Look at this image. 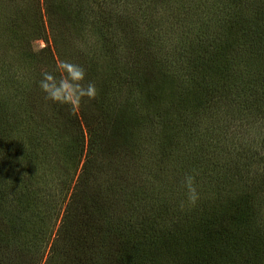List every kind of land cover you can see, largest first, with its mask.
Masks as SVG:
<instances>
[{
  "label": "trees",
  "instance_id": "1",
  "mask_svg": "<svg viewBox=\"0 0 264 264\" xmlns=\"http://www.w3.org/2000/svg\"><path fill=\"white\" fill-rule=\"evenodd\" d=\"M101 1L106 7L126 2ZM215 1L143 0L141 19L159 34L145 49H132L137 54L131 67L141 71H122L119 53L109 61L101 49L87 55L89 67L108 65L88 120L83 109L36 96L32 88L34 78L43 79L39 67L45 59L47 73L57 80L62 75L49 32L53 42H77L92 32L105 45L106 20L104 12L95 13L96 1L0 0V264H23L18 258L27 250L42 258L51 241L45 264L58 262L61 246L72 251L67 264H264V138L256 157L240 168L217 158L216 145H205L213 126L198 132L196 141L184 138L178 116L164 115L182 103L202 112L229 102L228 120L254 118L264 125V38L250 37L251 24L235 46L217 45L208 31L222 20ZM163 8L168 19L156 11ZM246 13L254 29L264 32V1ZM201 15H207L205 27L197 23L193 29ZM173 28L179 29L178 42L162 50V59H152L151 51L166 47ZM39 39L47 46L37 52L32 43ZM142 140L154 149L141 148ZM171 159L182 167H169ZM214 162L220 163L215 174L205 169ZM208 174L218 178L202 183L198 177ZM60 184L66 190L61 200ZM168 190L178 192L170 207L162 199Z\"/></svg>",
  "mask_w": 264,
  "mask_h": 264
},
{
  "label": "rangeland",
  "instance_id": "2",
  "mask_svg": "<svg viewBox=\"0 0 264 264\" xmlns=\"http://www.w3.org/2000/svg\"><path fill=\"white\" fill-rule=\"evenodd\" d=\"M96 1V2H95ZM258 1H264V0H216L215 2L218 3V14L219 19L221 18V22H219V28L217 25L208 27L209 31V37L214 39V41L219 44L221 47H226L225 49L230 48V46H235L237 42L239 41V38H242L244 28L247 26H252L248 29V33L250 37L253 34H257L260 36H256L257 38L261 37L264 38V32L260 31L259 28L257 30L254 29V22H251L252 18L246 13L248 12L249 8L251 6H255V2ZM96 6H95V13L98 12H104L102 14V18L105 23V28L102 26V34L105 35L107 38L105 40V45H98L97 40L94 36L91 34H86L81 36L82 38H79L77 42L75 40H67L65 38L64 40L55 38V42H53L51 33L49 32L47 35L48 44L49 47L56 58V65L58 66L60 62L67 61L71 64L78 65L82 68H84L86 73L85 81H83L84 86H87L88 83H94L97 88V95L101 91L100 83L102 79L105 76V70H107L108 65L102 64V65H96L95 67L91 66L89 67V59L87 55L92 52H99L101 49L102 52L107 53L104 54L105 59L110 60V56L114 55V53H119L122 55V65L119 67H122V71H127L128 73H131L132 71H141L140 67H131L132 66V58L136 56V52L132 53V49L135 47H140V50H143L146 48L147 44H149L153 39L154 35L155 37L159 33H150L148 30V25L145 24L142 18V10H143V0H126V2L122 6L112 7L109 5V2H107L106 7L101 0H94ZM42 3V2H41ZM143 5V6H142ZM27 6H29L32 9H34V5H32V2H28ZM158 14L164 13L165 17L168 19L170 16V13L165 11V9H159L156 10ZM197 17V15L195 16ZM207 18V15H202L199 17V20L195 22V24L192 23V26H195L197 23L199 26L205 27V23L208 21L203 19ZM167 19L165 20V23L168 22ZM172 19V17L170 18ZM43 20H45V17L43 16ZM170 21V20H169ZM101 22V21H100ZM251 22V23H250ZM172 23H167L166 26L171 27ZM225 26H229L232 28H235L233 30L224 31L223 28ZM241 28V29H238ZM178 28L171 29L168 31V35L166 36V47H163V45L160 47L153 49L151 53L149 54L152 59H159L161 58L162 50L163 52L170 51V48H173L175 43H177L178 39L176 40V37L178 34ZM190 31V30H189ZM255 31V33H254ZM242 32V33H241ZM95 35V34H94ZM192 37H194V30H192ZM252 38V37H251ZM260 39V38H259ZM251 41L249 38V41L246 42L248 44ZM264 42V39H262ZM47 46V43L43 41L42 39L36 40L32 43V48L34 51H40L43 47ZM77 46H79L78 51L83 53H76ZM74 47V48H73ZM162 48V49H161ZM130 50V52H129ZM59 51L61 57H57L56 53ZM76 53V54H75ZM181 53L180 55H182ZM74 56V59L69 58L70 56ZM141 53L138 55L140 57ZM71 59V60H70ZM162 59V58H161ZM170 62V61H169ZM19 62H14V65L18 64ZM171 68H174L175 65L168 64ZM118 67V68H119ZM41 72L46 73V70H49L50 68V62L46 59L43 61L42 65L39 67ZM93 71L92 79L89 78L88 74L89 72ZM99 73V74H98ZM91 74V73H90ZM67 75V73H65ZM154 80L151 79V84L154 85ZM34 82L36 86H33L32 91H36V96H42L44 97L47 95L40 87V80L34 78ZM97 95L95 98H97ZM118 105V102H116ZM180 104V103H179ZM173 105V104H172ZM234 107V105H233ZM177 108V109H176ZM176 108L174 106L171 110H166L167 113H164V115H173L178 116L180 122H183V127L179 128L184 133L185 137H191L195 139L196 141L198 137H200V134H197L198 132L202 131L206 126L211 125L213 126V129L217 131L222 132V134H215V132L211 136H206L204 143L205 145L214 144L217 147V151L215 149V154L217 158L224 157L231 159L233 162H236L238 167L242 168V162L246 160H250L252 157V160L256 157L254 154L256 153L259 148H262L263 142L261 141L264 138V125H262V121H258V119H254L249 123L248 121H244L242 124L238 123L233 120H228L227 115L225 114V110L232 109V106L229 102H225V106L221 109L215 106H211L208 108H205L202 112L199 111V109L196 108L195 104L189 102V103H182L178 105ZM79 109H83L84 114L86 115V119L90 120L92 111L94 109L91 107L90 100L85 98L82 104L80 105ZM176 109V110H175ZM212 109V112L210 110ZM179 110V111H178ZM156 111V110H155ZM183 111V112H182ZM208 111V112H206ZM36 116V115H35ZM82 116V115H81ZM12 119V118H11ZM82 126L85 127V124L83 123V120H81ZM239 125V126H237ZM261 136V137H260ZM203 139V138H202ZM150 141H144L142 140L141 148L144 150H150L152 151L154 149V145L149 143ZM85 144H87V139L85 138ZM262 152V151H261ZM259 152V153H261ZM174 154V153H173ZM184 154V152H183ZM185 155V154H184ZM223 155V156H221ZM187 156V155H185ZM218 161V160H215ZM257 163V161H256ZM220 163L214 162L213 165H208L205 163V169H208V171L215 172L217 171L219 166L215 168L216 165ZM82 162L79 165V168L81 167ZM168 166H175V168H179L180 165L176 163L173 159H171V162L168 164ZM182 167V165H181ZM180 167V168H181ZM78 168V170H79ZM179 168V169H180ZM237 168V167H236ZM238 169V168H237ZM78 172V171H77ZM212 174V175H214ZM208 175H202L203 177H198L202 180V183L206 180L208 181L211 176ZM216 178L218 176L214 175ZM248 173L246 174V178H248ZM76 178V177H75ZM190 178V177H189ZM76 179H74V182ZM74 182L72 183L70 190L65 197L64 203L61 206V210L59 213L58 220L56 222V225L53 227V231L51 233V237L53 238L58 226L62 224V215L64 213L66 202H68L70 195L72 194V188L74 185ZM59 190L57 191V194L59 196V199L61 200V193L65 194V188L60 184ZM181 188H179L180 191ZM171 190H168L167 196H162V199L164 200L166 205L170 207L173 203V199L176 197L175 194L170 193ZM161 198V197H160ZM54 217L50 218V223H53ZM45 222V219L43 220V223ZM48 222V221H47ZM181 231V230H180ZM179 231V232H180ZM68 239V237H66ZM52 242V241H51ZM51 242L45 249L43 248V256L41 258V254L34 253V252H28V250L23 253L22 255H19L18 258L19 263L22 262L23 264H45L49 257L50 249H51ZM66 248H63L61 246V251L57 254V260L58 262L52 263V264H67L69 262V256L71 255L72 251L69 250L65 253ZM16 255V253H15ZM21 264V263H20Z\"/></svg>",
  "mask_w": 264,
  "mask_h": 264
},
{
  "label": "clouds",
  "instance_id": "3",
  "mask_svg": "<svg viewBox=\"0 0 264 264\" xmlns=\"http://www.w3.org/2000/svg\"><path fill=\"white\" fill-rule=\"evenodd\" d=\"M58 70L62 73L59 80L52 73H44L40 81L41 89L48 98L56 103L69 105L73 109L80 107L85 98L92 100L97 95V88L94 83L84 86L86 73L84 68L62 61L58 65ZM67 73V75H63Z\"/></svg>",
  "mask_w": 264,
  "mask_h": 264
}]
</instances>
